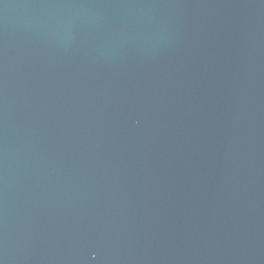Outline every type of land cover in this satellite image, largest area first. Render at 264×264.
Segmentation results:
<instances>
[{
  "label": "water",
  "instance_id": "water-1",
  "mask_svg": "<svg viewBox=\"0 0 264 264\" xmlns=\"http://www.w3.org/2000/svg\"><path fill=\"white\" fill-rule=\"evenodd\" d=\"M0 264H264V0H0Z\"/></svg>",
  "mask_w": 264,
  "mask_h": 264
}]
</instances>
